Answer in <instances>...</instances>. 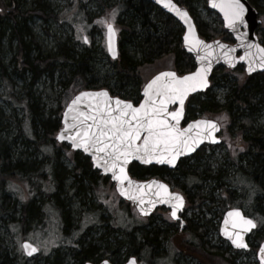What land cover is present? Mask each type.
Wrapping results in <instances>:
<instances>
[{
	"label": "trees",
	"instance_id": "obj_1",
	"mask_svg": "<svg viewBox=\"0 0 264 264\" xmlns=\"http://www.w3.org/2000/svg\"><path fill=\"white\" fill-rule=\"evenodd\" d=\"M67 1L71 6V0ZM97 1L104 12L110 13L117 9L115 25L120 27L121 32L120 56L116 61L110 60L104 52L98 50L85 48L81 52L77 51L71 37L62 40L53 36L56 51L54 53L42 51V45L29 21L32 18H40L45 23L50 19L61 20L62 15L53 12L51 0H32L31 8L25 12L20 9L25 5V0H0V41L5 37L3 34H7L8 44L12 46L13 51L8 65L4 64L0 53V86L5 97L3 100L10 102V99H13L14 110L20 108L24 117L27 115L31 118V131L28 134L21 122L13 121L14 118L11 120L10 116L6 117L0 109V125L6 123L10 125L8 121L14 123L18 128L16 139L22 141V145L10 146L6 138H0V264H25L26 261L21 253L7 249L2 236L4 228L12 237L15 236V229L20 230L25 236L31 222L45 223L48 215L43 209L46 203H50L62 218V232L64 229L66 234H70L79 228V222L77 226L73 225L68 212L69 203L75 201L74 197L81 201L88 200L92 191L97 193L100 184L99 174L79 153L72 154L71 170L67 172L62 166L59 151L55 148V135L61 127V119L59 116L53 120L42 118L40 101L33 88L35 85L44 80L49 83L44 90L45 93L48 96H55L60 92L62 98L76 91L104 88L113 96L129 99L137 104L143 87L140 72L142 66L172 55L174 70L179 75L188 74L195 69L193 58L182 47L183 28L150 0ZM174 1L189 11L201 37L208 41L221 39L228 43L233 42L231 35L223 29L221 19L218 29H213L200 17L192 0ZM248 1L263 14L258 0ZM85 5L82 4L80 7L85 8ZM98 16L101 15L98 14L97 18ZM94 19L90 18V21ZM44 30L46 31V28ZM257 34L264 46V29H259ZM244 77L245 79L241 81L237 75L224 67H217L211 76V83L212 86L218 84L227 88L225 103L220 104L217 101L216 92L211 86L206 93L189 99L185 120L198 118L195 109H188L195 99L199 100L197 106L200 114L225 112L233 124H237L242 142L246 146L245 152L237 159L239 161L242 157L245 160V170H236L229 175L220 168L210 174L209 167H205L204 176L200 175L195 171L197 166L189 163L202 159L204 155L202 148L191 158L182 160L174 171L165 167L133 164L129 167L130 175L138 180L160 178L172 188L186 190L188 186L192 187L201 180L208 181L209 173L212 175L211 183L215 184L214 187L219 192L220 199L215 204L220 208V218L230 208H242L247 209L246 213L249 216L257 218L260 224L264 225V210L261 209L258 199L260 195L264 196V124L262 125L257 117L264 105V74ZM15 79L29 82L22 90L23 98L14 97ZM56 80L58 81L55 85ZM222 82L226 85L224 86ZM238 117H241L239 121ZM47 149L50 154L46 152ZM37 155H42V159H37ZM177 176L185 179L183 184L178 183ZM21 190L28 196L27 200L19 197ZM59 195L64 196V199L58 201L57 205L51 199L56 197L59 200ZM200 196L204 197L202 194ZM36 197H39L38 203L34 200ZM208 201H211L212 206L205 205V208L207 212L212 213L214 202L205 194V203ZM15 214H19L18 221L14 220ZM201 220L192 219L190 227L199 233L202 242L205 240V259L214 260L216 264H238L228 246L223 251L221 249L223 247L207 242L208 227L205 219L203 222ZM167 230L141 229L140 241L137 240L136 233L126 231L122 233V238L128 237L129 242L119 240L116 234L112 245L106 242L102 244L107 245L106 247L88 243L84 245L82 244L84 237L81 236L73 242L74 246L66 247L65 252H61L60 249L63 248L60 247L54 249L53 256L46 259L45 264H85L104 259L112 264H123L133 255L147 256L149 262L153 264L159 255ZM173 237L171 236L170 240ZM187 238L182 236L183 244H188ZM263 238L254 237V243L262 241ZM190 246L192 245H187V253L196 258V249L194 251ZM200 247L202 248L201 243ZM195 260L198 264H205L200 258Z\"/></svg>",
	"mask_w": 264,
	"mask_h": 264
},
{
	"label": "snow or ice",
	"instance_id": "obj_2",
	"mask_svg": "<svg viewBox=\"0 0 264 264\" xmlns=\"http://www.w3.org/2000/svg\"><path fill=\"white\" fill-rule=\"evenodd\" d=\"M156 2L174 12L187 25L184 44L188 52L195 54L199 66L184 75H177L171 70L159 72L145 83L143 100L137 104L129 99L111 96L107 90L80 91L66 103L63 128L56 140L66 141L72 150L88 154L92 167L99 169L101 174H110L111 179L116 181L120 195L133 200L141 215H149L158 204L166 205L170 210L168 218L177 221L178 227L182 229L185 221L180 213L185 207L184 196L179 191H170L167 184L158 180L145 183L133 181L126 167L130 160L136 159L143 164L155 162L175 168L181 156L195 152L205 141L219 143L221 137L216 135L221 127L219 121L226 117L200 118L187 121L186 126L182 127L185 102L190 93L210 87L208 74L214 60H222L229 68L235 67L238 61H246V73L249 75L257 69L264 70V47L244 43L246 33L239 32L240 26L246 27L245 5L241 0H209L213 9L223 13L225 26L237 33L236 39L246 49L239 57L232 55L236 51L235 47L219 40L211 43L201 40L195 34L188 13L173 0ZM116 14L117 9H113L105 18L97 21L107 29L108 51L113 59L117 56L114 47L117 29L112 22ZM83 31L84 28L78 29V33ZM76 39L89 43L87 35L78 34ZM253 48L257 49L259 57L252 53ZM239 79L243 81L245 77L241 75ZM228 147H232L231 143ZM240 151H243L242 147ZM233 155H236L235 149ZM223 223L221 234L237 249L247 250L249 245L244 236L257 228L254 219L245 217L239 209H233L227 213ZM22 248L27 256L38 251L28 242L23 243ZM257 257L259 264H264V245L258 248ZM103 264L109 262L104 260ZM129 264H136L135 258Z\"/></svg>",
	"mask_w": 264,
	"mask_h": 264
},
{
	"label": "rangeland",
	"instance_id": "obj_3",
	"mask_svg": "<svg viewBox=\"0 0 264 264\" xmlns=\"http://www.w3.org/2000/svg\"><path fill=\"white\" fill-rule=\"evenodd\" d=\"M31 1L32 0H25V5H22L20 8L22 9V12H25L26 10H29L31 8ZM192 3L196 7L200 17L209 25V27L218 29L220 18L215 12L207 8L206 0H192ZM50 4L52 5V9L54 10L53 12H59L60 15H62L61 20L54 21L50 19L49 21H47V23H45L40 18H32L29 21L38 40L42 45V51L45 50V52L47 53H54L56 51L55 43L53 40V36H56L60 37L62 40L66 37H71V39L74 41L75 49L79 52L87 48L89 50H98L101 53L104 52L107 55L105 43L106 27H104L103 24L97 23V21L105 18L109 13L101 10L97 0H71V6L68 4L67 0H51ZM82 4H86L85 8L80 7ZM258 5L262 9V13L264 14V0H258ZM98 14L101 15L98 16L99 18H97ZM263 14H260L262 24L260 25L259 29H264ZM90 18L95 19L91 22ZM116 18L117 17L115 16L114 20L112 21L113 23L116 22ZM44 28H46V31L44 30ZM79 28H84V31L82 33H78ZM116 28L120 33V27L116 25ZM78 34L87 35L89 37V43L85 44L82 42V40H77L76 36ZM3 36L5 37H2L0 41V53L3 57L4 64L8 65L10 59L12 58L13 51L12 46L8 44V35L4 33ZM166 70H174V57L172 55L167 56L161 60H157L153 64L142 66L140 71L142 84L144 85L153 76L161 71ZM229 72L234 73L238 77H240L241 75L246 76L244 67L242 66L238 67L235 71ZM57 81L58 80L55 81V85L57 84ZM28 83V81L22 82L17 79L14 80L13 93L16 99L24 97L22 94V90ZM222 83L224 84V86L226 85L225 82ZM48 85L49 83L41 80L38 84L35 85V87H33L34 92L36 93V97H38L40 101L42 118H44L45 120H53L59 116V118L61 119L66 103L70 101V99L77 93V91L76 93H69L65 98L61 97L60 92L55 96H48L44 91L46 86ZM212 89L214 92H216L217 101L220 104H224L227 88L225 89L223 88V85L219 86L218 84H216L215 86H212ZM3 95V88L2 86H0V109L2 114L6 117L10 116L11 120H13L12 118H14L13 121L21 122V124L24 125L26 132L29 134L31 131L30 116L25 115L24 117L23 111L20 108L14 110V106L12 104L14 100L10 99V102L4 101L3 99L5 97H3ZM198 102L199 100L197 101L195 99L188 107V109H195L197 111L196 114L198 118L201 117L207 119H216L217 117L224 116L226 117V119L219 121L223 129L220 135L222 143L218 146H206L204 148V155L202 156V159L199 162H194L192 160L189 164H192L194 166L196 165L197 170L195 171L203 176L205 174V167H209L210 174H212L211 172H215L220 168L227 171L229 175L233 174L236 170H245V160L241 157V159L237 161L238 157H240V154L244 153L246 150V146L242 142L241 134L238 132L237 124H233V122L225 112L209 114L206 113L205 115L198 113ZM12 114H14V116H11ZM257 117L260 119V123L263 125L264 105L262 106V110L260 113H258ZM239 118L241 119V117H238L237 121H239ZM8 122L10 123V125L6 122V124L0 125V138H6L7 144L10 146L13 144L22 145L21 139H16L18 138L17 126H15L14 123L10 121ZM237 137H239V140H237ZM229 143H231L232 145L231 148L228 147ZM237 144H239V147H237ZM241 147L243 148V151H240ZM55 148L59 151L60 155L58 154V156H60L62 166L68 172L69 170H71V168H73V162L71 160L72 151L70 147L66 144H59L55 141ZM233 149H235L236 152L235 156L233 155ZM32 151L33 150H30V152ZM46 152L50 154L48 149L46 150ZM36 157L39 160L42 159V155H37ZM209 173L207 174V177L209 178L208 181L204 180V182L203 180H201L192 187L188 186L186 190H182L181 188L176 187L174 189L182 193L187 192L186 194L190 203L194 200V198L198 197L199 193L204 196L205 194L209 195V198H211L214 202L212 213L207 212L205 208V205L212 206L211 201H208L206 203H198V205H200V209L194 212L191 208H189L187 203L185 213H188L190 215V219L198 218L201 220L202 217H205V224H207L208 227L207 242L210 245H216L217 247L221 246L223 248H220L225 251L227 245L226 243L222 242V239L219 235V224L221 222V218L219 217L220 208L215 204L217 203V200L220 199L219 192L215 189V184L211 183L212 175H210ZM99 178L100 184L98 186L97 193L92 191L88 200L86 199L85 201H81L77 197H74L75 201L69 203L70 206L68 212L73 225L75 224L77 226V222H79V228L77 230L72 231L70 234H66L64 232V229L62 232V218L50 203H46L43 209L44 212L48 215L46 217L45 223L42 224V222H31L25 236H23L20 230L18 231L15 229V236L12 237V235L9 234L5 228L3 229L2 236L5 239L7 249L9 251L12 250L15 253H21V255H23L21 243L24 240H29L39 248L40 254L36 258L26 259L25 264H45V260L50 259L53 256V250L55 248H63L60 250L61 252H65L67 250L65 248L68 246H74L72 245L73 242L81 236L84 237L82 243L84 245L88 243L100 246L105 242L109 245H112L113 239L115 238L114 236L116 234L119 236V240L123 239L127 243L130 240L128 237L122 238V233H126V231L136 233L135 235L137 236V240L140 241L139 231L141 232V229L146 228V230H151L153 228H156L158 230H168L167 234L165 235V240L163 241V243H161L159 255L156 256V260L153 264H175V262L176 264H198L197 260L196 262L192 259H187L186 256H182L183 254H178L180 252V248L186 249L187 245L186 243H182L183 239L181 238L178 240H175V238L170 240V237L173 236L172 232L175 230V228L170 224L171 219L168 218L166 209L157 210L150 218H141L140 216H138V213L133 205L120 199L115 191L114 184H112L109 178ZM176 179H178L177 181L179 184H183L185 180L184 178H180L178 176ZM65 186H67V184ZM45 187L46 186H44V188ZM20 192L24 193L23 190H21ZM22 193L19 195V197H23V199L21 198L22 200H27L28 196L26 195V193H24V195ZM12 195L14 196V194ZM63 199L64 196L59 195V200H57L56 197L52 198L51 200L59 205V202ZM258 199L261 209L264 210V196L260 195ZM34 200L36 201V203H38L39 197H36ZM245 211H247V209H245ZM246 215H248V213H246ZM18 216L19 214H15V221L19 220ZM78 219H81V221H78ZM204 219H202L201 222H203ZM259 226V230L250 237V243L255 248L257 247L259 242L254 243L255 241L253 238L264 237V225L261 226L259 224ZM135 227H137L138 229ZM113 230L115 233L113 232ZM186 242H188L189 244H198V242L194 238L189 237L187 238ZM106 246L107 245H102V247ZM140 257V263L152 264L147 258L143 257L142 259ZM235 259L238 264H257V258L254 251H250L248 253L241 252L237 254V257ZM205 264H216V262L214 260L205 259Z\"/></svg>",
	"mask_w": 264,
	"mask_h": 264
},
{
	"label": "water",
	"instance_id": "obj_4",
	"mask_svg": "<svg viewBox=\"0 0 264 264\" xmlns=\"http://www.w3.org/2000/svg\"><path fill=\"white\" fill-rule=\"evenodd\" d=\"M150 1H151L154 5H156L158 8H160L165 14H168V15H170L171 17H173V18H174V19H175V20H176V21L182 26V28L184 29L183 36L186 34V32H187V25H186L182 20H180L179 17H177V16L175 15L174 12L169 11L167 8H165V7L163 6V4H158V3L156 2V0H150ZM173 2H174V3H175L180 9H182V10H184V11H186V12L188 13V16L191 18V23H192V24L194 25V27H195V34H196L201 40H204L205 42H208V43H211V42H213V41H216V40L208 41V40L204 39L203 37H201V36L199 35L198 31H197V27H196V25H195L194 19H193L192 16L190 15L189 11H188L187 9L181 7V6H180L178 3H176L174 0H173ZM241 2L245 5L244 20H245V23H246V27H245V26H240V27H239V32H240V33H246V36L244 37V43L247 44V43L250 42V43H253V44H257V45H259L260 47H264V46L260 43V41H259V39H258V36H257V29H258L259 26L261 25V20L259 19V13H258L257 9L254 8L253 6H251V4L249 3L248 0H241ZM206 3H207V7H208V9L214 11L215 13H217V14L219 15V17L222 19L223 27H224V29H225V30H226V31L232 36V38H233V43H227V42H224V41H222V40H220V39H217V40H219L220 42H222V43H224V44H226V45H228V46H230V47H235L236 51H235L232 55H234V56H236V57H239V56L243 55L246 49H245L244 47H241V46H240L241 41L236 39V35H237V33L232 32L230 29H228V28L225 26L223 13H221V12L219 11V9H213V8L210 6L209 0H206ZM114 27H115V26H114ZM183 36H182V46H183V49H184V51H185L188 55H190V56L193 58L194 63H195V69H196V67L199 66V62L195 59V54H194V53H190V52L187 51V48H186V46H185V44H184ZM105 39H106V49H107V54H108L109 58H110L111 60H117V59H118V56H119L118 34H117V32H116V36H115V40H114V47H115V50H116V52H117V56H116L115 59H113L111 53L108 51L107 29H106ZM251 51H252V53H253L256 57H259L260 54L258 53V51H257L256 48H253ZM239 65H241V66L244 67L245 74H246L248 77H252V76H254V75H258V74H264V70H262V69H257L256 71H254V72L251 73L250 75L247 74V73H246V68H247V63H246V61H238V62L235 64V67H233V68H229L227 65H225V64L223 63L222 60H221L220 62H215V60H214V61H213V64H212V69H211V71H210L209 74H208V79H209V81H210V78H211V76H212V73H213V71L215 70L216 67L222 66V67H224V68H226V69H228V70H230V71H234V70L237 69V67H238ZM171 71H174V70H171ZM194 71H195V70H194ZM175 72H176V71H175ZM176 73H177V72H176ZM177 75H179V74L177 73ZM150 80H151V79H150ZM210 86H211V81H210ZM209 88H210V87H209ZM209 88H208V89H209ZM208 89L198 90L197 92H194V93H190V94H189V97H188V99H187L186 102H185V113H186V103H187V101L189 100V98L192 97V96H195V95L201 94V93H205ZM100 90H107V89H100ZM100 90H83V91H100ZM142 90H143V89H142ZM107 91H108L109 94L111 95L110 91H109V90H107ZM77 94H79V93H77ZM77 94H76V95H77ZM111 96H112V95H111ZM141 97H142V99H141V101H142V100H143V94H142V92H141ZM85 103H86V101H85ZM65 110H66V107H65ZM65 110H64V112H65ZM64 112H63V114H62L61 128L59 129V131L63 128ZM198 119H200V118H198ZM195 120H196V119H195ZM183 124H184V120L181 121V126H182V127L186 126V124H184V125H183ZM59 131L57 132V134L59 133ZM220 134H221V127H220V131L217 132L216 135H217L218 137H220V136H219ZM56 136H57V135H56ZM55 140H56V137H55ZM56 141H57V140H56ZM57 142H58V141H57ZM221 142H222L221 139H220V142H219V143H211V142H209V141H205L204 143H202V144L196 149L195 152H192V153H190V154H188V155H186V156H181V157L178 159V161H177V166H178L179 162H180L182 159H186V158H189V157L193 156V155L196 154V153H197V152H198L203 146H205V145L218 146V145L221 144ZM58 143H60V144H63V143H64V144H67L66 141H65V142H58ZM73 151H74V152H80L79 150H73ZM81 153H82V152H81ZM83 154H84L85 156H87V157L90 159V161H91V158L88 156V154H85V153H83ZM132 164H138V165H141V166H147V167H149V166L165 167V168H167V169L170 170V171H174V170L177 168V166H176L175 168H173V167H170V166H168V165H159V164H155V162H153L152 164H143V163H141L140 161H138V160H136V159H132V160H130V162L128 163V165H127V167H126V170H127V172H128L129 177H130L133 181L140 182V183L150 182V181H152V180H158V181H161V182L167 184V183L164 182L163 180H161V179H157V178H152V179H149V180H137V179L132 178L131 175H130V173H129V166L132 165ZM93 168H94V167H93ZM94 169H96V168H94ZM97 170L101 173V171H100L99 169H97ZM101 175H103V176H110V174H101ZM110 178H111V176H110ZM111 181L115 183V189H116L118 195L121 197V199L124 200V201H126V202L131 203V204L136 208V210H137V212L139 213V215L142 216V217H150V216L153 214V212H154L156 209L160 208V207H164V208L168 209L166 205L158 204V205L156 206V208L153 209L152 212H151L149 215H147V216L141 215V213H140L138 207L136 206V203H135L133 200H129V199H127L125 196L120 195L119 190H118L117 185H116V181H114V180H112V179H111ZM167 185H168V184H167ZM168 186H169V185H168ZM169 189H170V191H171L170 186H169ZM184 208H185V207H184ZM233 209H239V208H233ZM233 209H230V210H228V211H226V212L224 213L223 218H222L221 223H220L219 233H220L221 238L224 239L225 241H227V242L231 245V247H232L234 250L247 252V251L250 250V246H249V248H248L247 250H246V249H237L235 246H233V245L231 244L230 241H228V240H227V239L221 234V229H222L223 226H224V223H223V222H224V219L227 217V213H228L229 211L233 210ZM183 210H184V209H183ZM239 210L241 211V213H242L245 217L250 218V217H248V216L245 215V213H244V211H243L242 209H239ZM251 219H252V218H251ZM256 230H257V228H256V229H253L252 232H249V233H246V234H245L244 239H245V242L248 243V245H249L248 238H249V237L253 234V232L256 231ZM25 242L30 243L29 241H24L23 243H25ZM23 243H22V244H23ZM30 244L33 245L32 243H30ZM261 245H264V241L260 244V246H261ZM33 246L36 247L35 245H33ZM260 246H259V247H260ZM22 249H23V248H22ZM23 253H24V255H25L27 258H33V257H36V256L38 255L39 252L37 251V252L34 253L32 256H27V255L25 254L24 250H23ZM132 258H135L136 264H139V263L137 262L136 257H134V256L131 257V258H129L128 261H127L125 264H129V261H130ZM257 260H258V257H257ZM108 262H109V261H108ZM258 262H259V260H258ZM86 264H93V263H86ZM97 264H103V261L100 262V263H97ZM109 264H111V263L109 262Z\"/></svg>",
	"mask_w": 264,
	"mask_h": 264
},
{
	"label": "flooded vegetation",
	"instance_id": "obj_5",
	"mask_svg": "<svg viewBox=\"0 0 264 264\" xmlns=\"http://www.w3.org/2000/svg\"><path fill=\"white\" fill-rule=\"evenodd\" d=\"M118 32V31H117ZM119 33V32H118ZM119 36V35H118ZM77 154V153H76ZM79 154H81V153H79ZM87 161H88V163L91 165V161H90V159L87 157V156H84L83 154H81ZM92 168V167H91ZM98 173V172H97ZM174 191H176V190H174ZM182 193V192H181ZM187 192H183L182 194H183V196L185 197V199H186V206H187V203H188V206H189V208H191L192 209V211L194 212V211H197L198 209H200V205H198V203H203V202H205V196L203 197V196H200L201 195V193H199L198 194V197L197 198H194V200L190 203V201H189V199H188V197H187V194H186ZM189 201V202H188ZM167 213H168V210H167ZM181 215V217H182V219L185 221V223H184V226H183V228L181 229L180 227H178V222L177 221H173V220H170V224L172 225V226H174V228H175V230L172 232L173 233V238H175V240H178V239H180V238H182V236H184V237H189V238H194L197 242H198V244H196V243H193V244H190V245H192V246H190V247H193L194 248V251H195V249H196V258H194L192 255H190V254H188L187 253V249H183V248H180V252L178 253V254H183L182 256H186V258L187 259H192V260H194V261H196L195 259H198L199 260V258L201 259V261H203L204 263H205V240L202 242L201 241V239H200V237H199V233H197L196 231H194L193 229H191V227H190V224H191V220H192V218L190 219V215L188 214V213H185V209H184V211L180 214ZM257 221V224H258V222H260L258 219L256 220ZM261 225V224H260ZM262 226V225H261ZM259 227L260 226H258V230H259ZM262 228V227H261ZM257 230V231H258ZM196 237V238H195ZM172 238V239H173ZM202 238V237H201ZM203 240V239H202ZM222 242H224V243H226V245L228 246V248L230 249V251L233 253V255L235 256V257H237V254H239V253H241V252H239V251H237V250H234L232 247H231V245L230 244H228L227 242H225L224 240H222ZM200 243H201V245H202V248L199 246L200 245ZM187 245H189V243L187 244ZM249 245L251 246V250L250 251H254L255 252V254H256V257H257V249L259 248V244L257 245V247L258 248H255V247H253L252 245H251V243L249 242ZM225 248V247H224ZM134 256V255H133ZM136 256V255H135ZM141 255H138V256H136V257H140ZM140 258H142L143 259V257H140ZM100 262V261H99ZM175 262V261H174ZM237 262V261H236ZM97 263V262H96ZM140 264H142V263H140ZM175 264H176V262H175ZM257 264H259V262H258V260H257Z\"/></svg>",
	"mask_w": 264,
	"mask_h": 264
}]
</instances>
